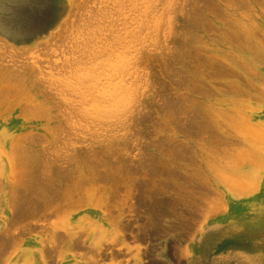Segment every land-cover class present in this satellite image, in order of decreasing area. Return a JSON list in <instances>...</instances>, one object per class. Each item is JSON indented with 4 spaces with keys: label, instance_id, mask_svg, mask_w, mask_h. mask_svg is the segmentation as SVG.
Here are the masks:
<instances>
[{
    "label": "rangeland",
    "instance_id": "1",
    "mask_svg": "<svg viewBox=\"0 0 264 264\" xmlns=\"http://www.w3.org/2000/svg\"><path fill=\"white\" fill-rule=\"evenodd\" d=\"M0 131L8 251L264 264V0H0Z\"/></svg>",
    "mask_w": 264,
    "mask_h": 264
},
{
    "label": "crops",
    "instance_id": "2",
    "mask_svg": "<svg viewBox=\"0 0 264 264\" xmlns=\"http://www.w3.org/2000/svg\"><path fill=\"white\" fill-rule=\"evenodd\" d=\"M9 157L12 156L9 155ZM13 157L15 156L13 155ZM0 163H2V165L0 164V227L7 228V226H9V213L7 214V212L14 210L11 203L6 198V194L10 190L12 177L10 171L4 166L3 161ZM15 182H17V180ZM20 237L21 235L18 233L16 236L13 235L11 239L9 234H7V229L3 231L2 228L0 230V264H41L42 258L33 248L31 250L20 249L21 246L19 245V248L14 251L7 250V248H9L8 243L11 241L13 244H19L21 241Z\"/></svg>",
    "mask_w": 264,
    "mask_h": 264
},
{
    "label": "trees",
    "instance_id": "3",
    "mask_svg": "<svg viewBox=\"0 0 264 264\" xmlns=\"http://www.w3.org/2000/svg\"><path fill=\"white\" fill-rule=\"evenodd\" d=\"M33 13H34V17H33V21L28 26L30 27L29 29L31 28L37 29L43 26H47L49 24L48 22L49 20H46V15L48 13V8L46 6L42 9L40 5L34 6Z\"/></svg>",
    "mask_w": 264,
    "mask_h": 264
},
{
    "label": "bare ground",
    "instance_id": "4",
    "mask_svg": "<svg viewBox=\"0 0 264 264\" xmlns=\"http://www.w3.org/2000/svg\"><path fill=\"white\" fill-rule=\"evenodd\" d=\"M6 135H8L5 131L3 132V131H0V138H6V140L9 138L8 136H6ZM12 154V153H11ZM1 164V163H0ZM2 165V164H1ZM49 173V172H48ZM50 174H52V173H50ZM63 208V207H62Z\"/></svg>",
    "mask_w": 264,
    "mask_h": 264
}]
</instances>
